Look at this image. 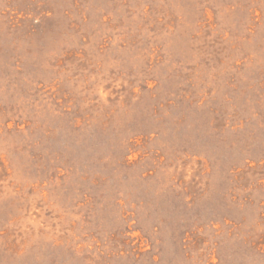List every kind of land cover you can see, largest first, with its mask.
I'll return each mask as SVG.
<instances>
[{"label": "rangeland", "instance_id": "374dc122", "mask_svg": "<svg viewBox=\"0 0 264 264\" xmlns=\"http://www.w3.org/2000/svg\"><path fill=\"white\" fill-rule=\"evenodd\" d=\"M0 264H264V0H0Z\"/></svg>", "mask_w": 264, "mask_h": 264}]
</instances>
